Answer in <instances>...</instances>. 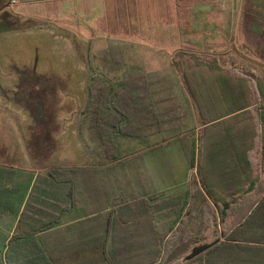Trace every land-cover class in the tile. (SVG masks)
<instances>
[{
    "label": "rangeland",
    "instance_id": "rangeland-1",
    "mask_svg": "<svg viewBox=\"0 0 264 264\" xmlns=\"http://www.w3.org/2000/svg\"><path fill=\"white\" fill-rule=\"evenodd\" d=\"M14 1L0 0L1 169L18 174L23 169L43 171L46 167L65 169L75 166L72 170L76 171L73 172L76 176L81 172L92 171L95 144L84 123L88 100L87 84L90 74L102 72L98 56L104 50L112 48L123 51L127 64L140 66L143 72L159 74L164 79L165 84L161 85V89L167 88V94L179 100L177 103L181 107L178 112L183 114L178 121L182 128L179 136L184 137L177 145L171 144L165 148L163 154L167 157L170 171L166 172L164 169L160 174L151 167L152 159L148 155L138 154L145 143L139 142L136 145L121 141L118 144L121 156L118 162L105 170L98 167L100 172L97 183L88 180L92 186L100 189L99 208L102 217L111 213V219L115 218L117 224L119 220L120 223L125 221L134 237L145 236L159 227L156 220L159 217H162L165 225L173 226L174 221L180 225L185 212L181 216L176 213L177 204L169 201L171 197L146 196L144 188L147 179L139 170L153 176L157 192L151 188H147L146 192L156 195L165 189L184 185L187 176L197 174L200 177V162L202 161L204 168L206 158H209L206 153L210 149L217 151L215 158H222L225 162V170L230 169L232 162L233 165L237 163V172L226 173L228 179L234 174L239 176L243 173L246 165L240 159L243 152L247 153L250 161V170L246 168L244 171L245 177L253 182L262 179L264 162L260 153L264 143V0H223V9L226 10L224 13L228 14L217 20L204 19L201 15L195 19L196 26L192 25V19L182 20L179 27L186 30L187 35L178 36V41L172 39L166 25L158 21L157 25L153 23L148 29L150 43L99 35L96 28L94 31L89 29L88 18H84V23H81L77 21L76 13H60L61 7L57 6L58 2L55 0ZM152 1L150 5L154 4L152 8L155 9L157 0ZM65 7L68 8L69 5ZM3 11L11 12L13 17L1 20ZM212 60L217 62L215 69L205 63ZM226 67L241 70V74L251 82L250 85L254 88L253 97H250L252 103L249 108L231 117L224 116L218 123L204 126L185 88L182 74L187 70L189 72L191 68L210 81L213 88L215 81L219 80L227 96L221 77V70ZM119 73L108 71V74H104L111 82L118 75L121 76ZM258 79L261 96L256 93ZM213 92L216 93L217 100H222L219 91ZM162 96L164 97L163 92ZM232 104L230 98L225 99L216 106V112L220 116L225 115ZM184 147L186 151L183 150ZM46 148L50 150L42 160ZM31 150L37 156V162L33 161ZM131 151L135 155L130 154ZM186 152L188 154L185 156ZM158 153L162 154V151ZM129 155H133L135 161L133 156L127 160ZM139 157L141 159L138 162ZM187 157L193 159L190 172ZM231 159L234 161L231 162ZM207 169L208 167L205 169L206 178L210 173ZM39 174L44 177L43 172ZM187 188L183 193H187L189 197ZM188 197L185 198L186 201ZM214 200L216 199L210 198L209 202L212 204ZM126 207L130 208V213L124 218L123 209ZM162 208L166 210L159 213ZM36 210L44 214V210ZM202 212L199 220L204 225L202 236L219 231L218 221L213 219L210 211ZM8 237L9 230L0 229V251ZM143 239L144 237L135 238L134 242L139 243ZM142 245V248L133 249L131 245L115 244V252L111 253L114 264L145 262L154 250L147 244H135L139 247ZM110 248L111 245L109 250ZM114 254H123L124 260H116Z\"/></svg>",
    "mask_w": 264,
    "mask_h": 264
},
{
    "label": "trees",
    "instance_id": "trees-1",
    "mask_svg": "<svg viewBox=\"0 0 264 264\" xmlns=\"http://www.w3.org/2000/svg\"><path fill=\"white\" fill-rule=\"evenodd\" d=\"M139 1L83 0L80 8L98 9L99 15L95 28L99 35L119 36L123 39H136L150 43L151 37L148 29L153 23L157 25L158 21L152 20L150 13H147L146 6L143 8ZM172 3L171 5L168 0H162L160 12L165 14L160 16L163 18L160 23L166 25L172 39L177 41L179 40L178 36L187 35V31L181 30L179 27L182 20L194 18L203 8L209 6L211 13L222 11L220 10V1L217 0H172ZM3 6L4 4L1 5V7ZM142 11L145 12V15L142 14ZM12 17L9 11H3L1 14V20ZM98 59L102 72L89 75L84 123L95 144L94 153L99 162L96 166L103 167L120 158L116 137L144 138L158 131L166 130L169 125H179L178 121L183 114L178 112L181 107L177 103L179 100L175 96L167 94V88L161 89V85L157 84L156 78L160 77L157 74L143 72L138 66L127 64L121 49L108 48L98 56ZM205 63L210 68H216L215 60ZM108 71L117 74L120 72L121 76L118 75L114 81L110 82L104 74H108ZM221 71L222 76H220L224 80L228 97L224 94L225 88L221 87L223 85L219 80L215 81L213 88L210 81L208 82L191 68L189 72L187 70L182 74L185 88L188 90L204 126L214 125L224 116L231 117L243 109L249 108L252 103L250 97H253L254 88L250 85L251 82L248 78L241 74V70L226 67ZM259 84L258 79L256 80V93L261 96ZM213 91H219L222 100H217L216 93ZM238 91L240 92L239 97ZM228 98L232 100L233 104L229 110H226L227 114L220 116L216 112V106ZM180 104L182 103L180 102ZM179 133L181 130H178L176 134H171L170 139L179 137ZM210 150L206 153V157L210 156L209 153L212 152ZM260 155L264 162V143H262ZM242 156L246 164L245 169L250 170L247 153L244 152ZM208 159L206 158L207 163L204 168L202 161L200 162V177L197 174L190 176L189 203L182 222L175 228L171 226L166 229L151 230L150 233H154L152 236L155 237H150L149 240L154 242L148 243L147 246L154 252L140 264H264V174L261 180L255 182L250 180V191L244 195L229 196L221 200V203L214 200L211 204L209 199L213 197L206 193L208 184L205 180V169L210 166ZM73 172L76 171L72 169L55 170V173L66 176ZM234 176L231 178H235ZM247 178L249 179V177ZM247 181L249 180H246V183ZM229 198H234V200ZM202 211H210L213 219L218 221L220 229L212 232V243L196 245L191 241H199L203 233L201 230L204 225L199 223ZM198 213L201 214L196 216ZM109 214L111 215V213ZM110 215L104 216L108 222L115 219H111ZM187 237H191L190 242L183 241ZM107 240L105 237L100 245H85L84 252L89 258L82 259L74 253L64 255L62 259H53L48 252L49 258H51L50 262L53 264H61L62 261L67 264L88 263L90 260L94 261V258L91 257L99 254L101 264H114L110 255L113 247L116 246L112 245L109 250ZM131 246L133 249H137L144 245L139 247L131 244ZM8 255L9 252L5 254L0 264H13Z\"/></svg>",
    "mask_w": 264,
    "mask_h": 264
},
{
    "label": "crops",
    "instance_id": "crops-1",
    "mask_svg": "<svg viewBox=\"0 0 264 264\" xmlns=\"http://www.w3.org/2000/svg\"><path fill=\"white\" fill-rule=\"evenodd\" d=\"M217 1H220L221 12L211 13V8L209 6L203 8L194 18L186 19H192V25H195V19L201 15L204 19L210 18L211 20L223 18L225 14H228L227 12L224 13L226 11L223 9L224 1ZM55 2H58L57 6L61 7L60 13H68V15L72 12L76 13L77 21H81V23H84V18H88L90 20L88 26L89 29H92L93 31L95 30L96 21L98 19L97 17L99 15L98 9L85 10L84 8H80V5L83 4V0H55ZM168 2L169 4L171 3V5L173 4L172 0H168ZM150 3H153V1H139V4L143 8L146 6L147 13H150L152 20L162 21L163 18L160 16L165 14L162 11L160 12L162 1H155V9L152 8L154 4L150 5ZM66 5H69V7L66 8ZM142 14L145 15V12L142 11ZM157 75L159 76V74ZM156 82L162 86L165 84L164 79L161 77H157ZM177 126H179V128H177ZM178 130H181L182 132L181 126L172 124L169 125L166 130L158 131L144 138L122 139L121 137H116L115 141L117 147L121 141L123 143H133L136 145H138L139 142L145 143V147L140 150V153H137L141 156L148 155L149 159H152L150 162L151 167L160 174L159 172L162 173L164 169L166 172L170 171L167 157L163 154L165 148L171 144L177 145V143H179L184 137L179 136L170 139L171 134L178 133ZM46 146L47 145H45V147ZM48 150L50 149H45L46 152L44 153L42 160L46 158ZM183 150L186 151L185 147ZM158 151H162V154H159ZM30 153L33 157V161L37 162L38 158L35 156L34 152L32 153L31 150ZM216 153L217 151H212L209 153L210 156L207 155L209 157L208 164L210 165L207 169L208 173H210L205 179L208 184L207 193L213 198H216L218 203H221V200L229 196L244 195L249 192L251 182L249 181V183H246V180L249 179L244 175L245 169L241 175L238 176V174H234L235 178L228 179L226 173L229 174L230 171L235 170L237 172V163H234L233 165L232 161H234V158L231 159L232 165L230 169L225 170V162H223L222 158H215ZM130 154H133L132 151ZM187 154L188 153L186 152L185 156ZM242 154H240V159L244 162L243 156H241ZM131 156L129 155L127 160H130ZM140 157L137 159L138 162L141 159ZM132 159L135 161L134 156ZM114 162L116 163L118 161H111L107 163L104 168L102 167V169L105 170V168L110 167L109 165H113ZM98 163V158L95 156L91 166L93 172H81L79 176H76L75 173H71L69 176L57 174L55 173V170L61 168L55 167H46L43 171H37L36 169L28 171L27 169H23L19 170L20 172L18 174L0 168V229L7 228L9 230V237L6 239L3 249L0 251V261L4 259L7 252H9L8 257L13 264H53L50 262L51 258H49V253L53 259H62L64 255H72L74 253L79 255L80 258L86 259L89 257H86L84 252L85 245H100L103 243L105 237L108 239L106 243L111 246L115 244L131 245L154 242L149 240L150 237H155L152 236L154 233H150V231L148 233L145 231V233H147L145 236L134 237L131 233V229H129L130 227L127 226L125 221L120 223L119 220L117 224V220L115 219L112 222L110 220L108 222L106 217H102V212L99 208L100 189L99 187L92 186L90 181H88L92 180L96 183L98 182V175L100 172L99 168L96 166ZM187 165L189 167L188 171L190 172L193 166V159L187 157ZM84 166H86V164ZM73 168H75V166L66 167L65 169ZM40 172L44 173V177H41V174H39ZM139 172L147 179V185L144 188L146 196L160 198L171 197L169 201H173L177 204L176 213L181 216L185 212L189 197L187 193L185 195L183 191L188 187L187 190L190 196V177L187 176V180L182 186H174L171 187V189H165L158 192L156 195H150V191L146 192L147 188H151L153 189L152 191L157 192L154 188V178H152L153 176L150 173L145 174L142 170H139ZM214 178L218 180H214ZM108 193L105 195L107 196ZM187 197L188 200L186 201L185 198ZM17 199H19L18 207H16ZM36 208L44 210L43 213L45 215L39 213ZM143 210L145 212L147 211L145 208ZM164 210H166V208H162L159 213ZM127 213H130V208L126 207L123 209L124 218H126ZM176 217H178V215ZM102 219L104 220L102 221ZM156 220L159 223V227H157L158 229L171 227L165 225L162 217H159ZM172 225V227L175 228L177 222L175 221ZM120 229L123 231H120ZM141 237H144V239L139 243L138 241L134 242L135 238L138 239ZM183 241L190 242L191 237L184 238ZM212 241L213 237L212 233H210L209 235H201L199 241L192 240L191 243L202 245L210 244ZM122 255L123 254H115L114 257L116 260L119 259L123 261L124 259ZM110 257L113 261L111 255ZM91 258H94V261L90 260L88 263L81 262L80 264H101V257L99 254ZM62 262L63 263L61 264H67L65 261Z\"/></svg>",
    "mask_w": 264,
    "mask_h": 264
},
{
    "label": "built area",
    "instance_id": "built-area-1",
    "mask_svg": "<svg viewBox=\"0 0 264 264\" xmlns=\"http://www.w3.org/2000/svg\"><path fill=\"white\" fill-rule=\"evenodd\" d=\"M14 1V0H13ZM15 2V1H14Z\"/></svg>",
    "mask_w": 264,
    "mask_h": 264
}]
</instances>
